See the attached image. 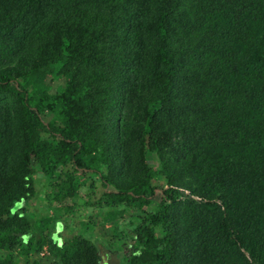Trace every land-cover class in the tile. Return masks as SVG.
Wrapping results in <instances>:
<instances>
[{
    "label": "trees",
    "instance_id": "obj_1",
    "mask_svg": "<svg viewBox=\"0 0 264 264\" xmlns=\"http://www.w3.org/2000/svg\"><path fill=\"white\" fill-rule=\"evenodd\" d=\"M112 256L264 264V0H0V264Z\"/></svg>",
    "mask_w": 264,
    "mask_h": 264
},
{
    "label": "rangeland",
    "instance_id": "obj_2",
    "mask_svg": "<svg viewBox=\"0 0 264 264\" xmlns=\"http://www.w3.org/2000/svg\"><path fill=\"white\" fill-rule=\"evenodd\" d=\"M34 201V202H33ZM34 204H35V207H36V210L37 211H34L39 217L40 216H53V217H57V216H60V215H64V213L61 211V210H57V208L54 206V205H56V204H54V203H52V206H48V207H46L45 206V204H43V203H41V201L40 200H38V199H32V203H30L29 204V206H28V208H27V210L28 211H31V208H32V206H34ZM55 208H54V207ZM86 221V218H82L81 220H80V222H85ZM112 225V223H111V221H108L107 222V224H106V228H108V227H110ZM46 251H43L42 253H41V255L42 256H45L46 255ZM128 253V252H127ZM112 258H113V260L114 261H112V259H106L105 258V261H106V264H116V262H115V257H113L112 256ZM44 264H48L46 261L44 262Z\"/></svg>",
    "mask_w": 264,
    "mask_h": 264
}]
</instances>
